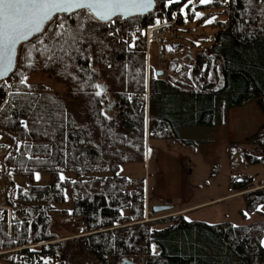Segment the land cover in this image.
Segmentation results:
<instances>
[{
    "label": "trees",
    "instance_id": "trees-1",
    "mask_svg": "<svg viewBox=\"0 0 264 264\" xmlns=\"http://www.w3.org/2000/svg\"><path fill=\"white\" fill-rule=\"evenodd\" d=\"M188 1L158 0L153 14L127 20L128 27L149 26L163 16L171 19ZM207 8L222 9L228 20L213 24L219 30L211 46L193 51L179 45L188 48L182 62L190 70L179 83L148 75L145 40L126 28L124 40L118 41L110 35L111 24L103 22H86L77 35L76 21L69 20L66 28L76 35L75 42L65 35L54 44L49 32L28 59L22 54L28 45H21L14 72L0 82V137L7 144L0 171L10 191L17 190V202L8 196L7 204L19 216L9 220L4 210L0 217L2 261L264 264L263 220L209 224L177 214L146 221L145 180L119 175L123 165L145 162L147 138L196 149L207 142L182 138L184 128L224 126L230 109L253 102L264 115V4L230 0L199 6ZM37 73L64 84L68 98L45 85L21 83ZM147 88L148 103L141 99ZM245 143L254 147L252 154L243 153L245 165L264 168V123ZM40 172L50 175L51 184L28 191L15 187L14 176L34 182ZM63 173L74 178L61 180ZM239 178L232 175L234 183ZM259 183L262 188L240 196L243 219L245 213L264 218V177ZM67 192L72 208L62 213L80 219L81 232L58 241L50 232V212L67 202Z\"/></svg>",
    "mask_w": 264,
    "mask_h": 264
},
{
    "label": "rangeland",
    "instance_id": "rangeland-1",
    "mask_svg": "<svg viewBox=\"0 0 264 264\" xmlns=\"http://www.w3.org/2000/svg\"><path fill=\"white\" fill-rule=\"evenodd\" d=\"M229 1L212 0L210 4L218 2L228 4ZM199 6L205 5L201 4L200 0L188 1L180 10L183 24L179 26L178 23L179 28L177 30L175 28L168 33L169 40L173 39V44L177 45L178 48L180 44H187L190 50L195 51L211 46L215 34L219 30L213 24L225 23L228 20L222 9H199ZM189 7L192 13L195 14L193 19H190ZM197 13L200 14L199 17H197ZM209 20L212 22L208 23ZM183 48L188 52V48ZM151 53L152 62L149 74L153 73L155 75L154 69L158 67L159 63L156 47H152ZM26 83L45 85L53 92L68 98L66 86L49 74L37 73L30 75ZM263 123L264 115L255 102L230 109L228 123L224 126L184 128L182 130V138L205 140L207 143L192 149L166 140L149 139L145 162L123 165L119 175L131 179L143 178L145 180L146 217L148 216L146 221L174 216L178 214L179 210L229 196L228 189L235 184L232 175H240V178L253 175L255 180L251 187L253 189L256 187L262 188L263 186L259 181L260 177L264 175L263 166H246L245 157L243 161V153L248 151L252 154L254 147L246 144L245 140L254 135ZM0 141L4 142L5 139L0 137ZM37 174L40 179L37 180L35 176L34 182H30L28 178L23 176H14L15 187L28 191L32 186L51 184V177L48 173L40 172ZM62 176L64 179L74 178L72 174L63 173ZM4 183L10 185L7 181ZM9 193L10 199L17 202V190ZM67 197L66 203L54 205L53 210L50 212V232L56 236L58 241L77 238L81 232V220L62 213L63 211L69 213L72 208V199L69 197V192H67ZM157 205H172L174 209L155 214L152 212V207ZM5 206V195H3L0 196V215H2ZM28 207V204H21V208ZM262 208H264V205ZM244 209L243 197H234L208 204L199 210L188 213L187 216L189 220L204 221L209 224L231 222L235 225H243L260 220L264 221V218L257 213L249 214L246 219H243L239 211ZM123 214L127 215L128 212L125 210ZM161 227L163 226H159V228ZM30 246H35V244ZM100 263L111 264L108 260L100 261ZM49 264L53 263L49 262Z\"/></svg>",
    "mask_w": 264,
    "mask_h": 264
},
{
    "label": "snow or ice",
    "instance_id": "snow-or-ice-1",
    "mask_svg": "<svg viewBox=\"0 0 264 264\" xmlns=\"http://www.w3.org/2000/svg\"><path fill=\"white\" fill-rule=\"evenodd\" d=\"M155 2L156 0H0V80H4L13 71L18 46L28 45L27 51L22 53L24 58L28 59L37 44H44V37L49 32H52L54 44L56 38L65 35H70L75 42L76 35H71L66 28L69 20L76 21V34L81 35L86 22L114 24L117 18L143 15L152 9ZM181 2L182 0H169V4ZM200 2L208 5L212 0H200ZM196 15L199 17L200 14ZM60 29L64 31L61 32ZM33 37L36 38L35 41L28 44ZM26 82L27 77H24L21 83ZM97 95L100 93L98 92ZM21 123L25 128L28 127L27 122ZM36 179H40L38 174ZM60 179L64 180V177L61 176ZM260 210L264 211V208ZM244 215L247 217L249 214Z\"/></svg>",
    "mask_w": 264,
    "mask_h": 264
},
{
    "label": "built area",
    "instance_id": "built-area-1",
    "mask_svg": "<svg viewBox=\"0 0 264 264\" xmlns=\"http://www.w3.org/2000/svg\"><path fill=\"white\" fill-rule=\"evenodd\" d=\"M261 3L264 4V0H259ZM159 21V23H157ZM179 21H183V17L181 12L174 13L172 18L169 19L167 17H159L157 20L149 25V26H142V25H134L128 27L127 21L120 19L116 20L114 24H111V29L113 33L117 36L118 41L124 40V34L122 31L124 29H128L131 35L134 37L142 38L145 40L146 43V64H147V73L149 75L151 69V49L152 47H156L158 51V58L159 63L158 67L154 69L157 73L158 71L163 72V78L170 80L174 83L181 82L186 75L190 73L188 67L182 62V59L187 56L188 52H186L185 48H181L177 46L174 48L173 39L169 40L168 33L171 32L176 28H179L178 23ZM118 30V31H117ZM141 99H145L148 103L149 100V89L141 96ZM149 139L147 138V142ZM7 151V144L4 141H0V163L3 161L5 153ZM255 177L253 175H248L245 178H239L235 182L232 187H229L228 193L230 198L240 197L243 196L251 191L260 189L261 187H256L253 189L251 187L252 183L254 182ZM6 178L4 174L0 171V196L5 195V208L4 210L7 211V215L9 220H17L19 218L17 211L15 212V208L9 206L7 204L8 194H10V185H6L4 182ZM236 185V186H235ZM252 189V190H251ZM3 210V211H4ZM2 211V214H3ZM2 217V215H0ZM148 217V216H147ZM148 220V219H147ZM30 248L34 249L35 246H30ZM1 254V253H0ZM0 264H9L0 259ZM21 264H26L25 261H22Z\"/></svg>",
    "mask_w": 264,
    "mask_h": 264
},
{
    "label": "water",
    "instance_id": "water-1",
    "mask_svg": "<svg viewBox=\"0 0 264 264\" xmlns=\"http://www.w3.org/2000/svg\"><path fill=\"white\" fill-rule=\"evenodd\" d=\"M157 1H158V0H156V2L154 3L152 9L149 10V11H147V12H145L143 15H134V16H132V17H130V18H124L123 20L127 21V20L132 19V18H136V17H145V16H148V15H150V14H153V13L155 12V10H156V4H157ZM33 38H34V37H33ZM33 38H32V39H33ZM22 45H23V44H22ZM20 47H21V45L18 46V49H17V58H18V52H19V48H20ZM174 48H177V45H174ZM17 58H16V64H15V67H14L13 71L10 72V73L4 78V80H0V82H1V81H5V80H7V79L10 77V75L14 72V70H15V68H16V65H17ZM156 76H157V77H162V76H163V72H162V71H158V72L156 73ZM173 209H174V207H173L172 205H157V206H153V207H152V212L155 213V214H157V213H162V212L172 211ZM102 264H105V263H102ZM119 264H136V263L133 262V261H131V260L126 259V260L122 261V262L119 263Z\"/></svg>",
    "mask_w": 264,
    "mask_h": 264
},
{
    "label": "crops",
    "instance_id": "crops-1",
    "mask_svg": "<svg viewBox=\"0 0 264 264\" xmlns=\"http://www.w3.org/2000/svg\"><path fill=\"white\" fill-rule=\"evenodd\" d=\"M157 52H158V51H157ZM247 105H248V104H247ZM229 124H230V123H229ZM210 128H212V127H210ZM263 177H264V175L260 177V180L263 179ZM228 199H232V198H229L228 196L223 197V198H217V199H215V200H213V201H210V202H205V203H201V204H199V205H194V206H192V208H186V209L179 210V211H178V214H183V215H185L186 218L189 220V218H188V216H187L188 213H190V212H192V211H194V210H199V209H201L202 207L207 206L208 204L216 203V202H221V201H223V200H228ZM173 207H174V206H173ZM262 207H263V206H261L260 209H261ZM260 211H261V210H260ZM261 212L264 213V211H261Z\"/></svg>",
    "mask_w": 264,
    "mask_h": 264
}]
</instances>
